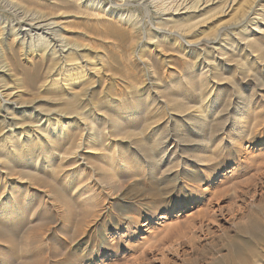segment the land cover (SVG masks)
I'll return each instance as SVG.
<instances>
[{
	"label": "rangeland",
	"instance_id": "374dc122",
	"mask_svg": "<svg viewBox=\"0 0 264 264\" xmlns=\"http://www.w3.org/2000/svg\"><path fill=\"white\" fill-rule=\"evenodd\" d=\"M13 1L21 2L22 9L11 6L9 1H4L0 4V19L2 21L7 22L9 26H17L21 22L19 15L21 10H26L29 13L40 11V14L43 13L42 15L54 18V21L65 28V35L70 37L68 42L83 47V51L80 52L81 58L85 61L88 59L86 62H90V60L91 62L89 65L87 64L89 68L87 67V74L82 76L83 78L74 76L70 82H64L57 78L54 80L48 73V68L52 65L50 60L45 61L44 57L36 56V54L27 56L24 49L12 37L11 39L14 41L11 39L7 41L11 49L10 51L8 49V57L10 59L13 56V60L9 61L15 66L12 70L13 80H6L13 87L21 89L22 94H20L18 104L24 103L26 106L23 113L16 115L17 119L15 117L12 121L17 123L15 127L17 131L47 125L46 118H51V122H54L51 124L53 128H56V122L59 125L66 122L68 125L66 126L67 131L57 134L54 139L49 141L53 154L51 159L46 149L48 147L42 142L30 145L24 143V146L16 145L10 149L0 148V246L11 247L14 243L13 248H22V244L25 247L24 245L29 246L31 243L32 247H36L35 245L39 243L40 245L37 247L42 244L50 250L51 254L48 256L52 262L59 261L58 259L69 253H79L81 248L87 247L81 244L85 243L90 236L79 238L80 241L77 239L70 241L71 239L66 235H60L61 223L64 221V224L67 225L70 214L77 216L83 222L82 219L87 211L90 212V215L94 212L98 214L101 211V208L99 210L95 206L101 200L99 194L96 193L93 200L86 198L88 194L83 191L85 183H123L126 190L131 189L133 183H175L174 177L176 178L177 173L181 172V168L177 167V173L172 174L173 181H170L167 179L168 176L162 174L160 177L161 172L151 169L146 164L136 162L133 159V154H136L137 151L143 153L148 148L152 149L155 134L158 135L161 142H167L168 138L179 141L182 149L185 146L182 143L185 138L191 135L194 138L199 134L196 131L197 119L194 118L198 111L197 106L194 107V105L201 99V92L205 93L207 90L200 84L198 76L205 77V74L209 73L210 75L212 72L221 77H227L229 73V80L224 81L226 82L224 85V95L226 96L223 100L225 106L221 108V112L229 115V118L231 117V126L239 116V113H235V111L237 112L238 105L241 106L244 102L243 95L257 93V96H254L256 101L253 102V110L240 121L246 125L249 120L252 123L259 120L258 124L263 128L264 61L253 68L246 67L244 70V62L251 56H248V51L240 49V46L225 49L226 55L223 58L220 57L226 62L223 64L224 61L216 60L214 62L212 59V56H218L214 54L212 45L194 47L186 46V43L190 41V43L196 44L202 39H213L217 35L218 28L243 21L244 15L246 14L245 18L248 17L251 10L256 8L255 10L259 9L256 11L258 15L250 16L248 19L250 22L244 26L248 30L261 27L262 32L254 33L252 38L259 44L257 51L254 49V54L263 55L264 0H236L235 10L229 17L224 19L219 17L216 20L208 19L203 23L193 24L196 28L193 27L191 32L185 35V40L179 39L175 35L174 22L169 23L166 20L168 17L165 16V11L172 0L163 2L160 0L153 2H150L152 0H142L143 2L137 0H96V2L104 4L105 10L112 11L113 9L114 13L134 15V19L127 24L120 20L119 22L115 16L109 13L86 9L80 4L83 0H59L66 1L65 3L60 2V4L58 0ZM194 21L198 22L199 20H192V22ZM134 25H137L136 28L133 27ZM156 28L165 31V39L160 38ZM240 29L242 28L237 27L234 31L239 32ZM2 37L0 33V42L4 41ZM223 38H225V34H223ZM227 39L231 42L230 37ZM208 63L212 66H209ZM222 64L228 66L226 70ZM202 66L206 68L205 72L201 71ZM95 67L98 72L93 71ZM247 70L250 71L247 72ZM191 105L193 106L191 107ZM182 107H190V109L185 112L181 109ZM1 109L2 105L0 104V113ZM131 109L133 114L126 115L125 113ZM90 111L93 117L100 118V121L96 122L94 132L91 126L87 125L91 123L90 120L82 118L77 120L76 118V116L79 118L81 115L82 117V114ZM9 114H11L10 111ZM9 114L7 117L12 118ZM182 121L184 124L180 123ZM230 122L224 128L225 130L230 129ZM252 123L248 127L249 132L253 129L255 131ZM2 124L6 125L8 129ZM239 125L238 123V127L233 128L240 130ZM233 128L231 127V132L223 136L224 140L222 137L219 138L215 146L212 147L213 151L211 152L215 155L211 154V157L220 166L209 182H189L187 178L178 182H193V184L195 182L194 186L205 194V198H214L210 209L204 215L200 210V204L193 205L189 201L191 197H185L187 208L172 210V207H168L161 210L151 220L150 229L145 231L147 228H144L135 238L126 236V231L119 227L118 222L107 227L106 232L103 231V237L109 242L114 238L123 237L118 244L121 254L125 256L120 264H264V146L259 147L256 142H247L243 143V146L236 144L237 146L234 147L232 142L236 138V133ZM8 130L7 121H3L0 117V139L6 134L8 135L6 133ZM69 135L72 140L68 143L69 145L60 141ZM21 137L25 138L26 136L23 134ZM60 143L61 145H59ZM122 146L128 147L125 159L121 153ZM239 146L244 150L242 154L244 165L240 168L238 163L232 162V159L231 163L226 164L221 155L224 152L232 154ZM178 154L182 158L188 155L183 150L181 152L178 150ZM251 154L256 157V162H248V155ZM4 155L3 160L1 158ZM179 156L175 159L178 160ZM37 162L42 164L38 171L34 170ZM124 162L126 165H122ZM29 171L37 172L36 176H32ZM1 173L6 177L4 180L1 178ZM225 175L233 176L228 180L229 182L221 183ZM120 184L119 186H121ZM73 185L81 187L80 199L63 205L59 202V197L61 195L69 197ZM223 188L225 190L222 193L221 189ZM116 194L118 195V192L114 194V198H117ZM198 197L196 195L194 199ZM114 198V206L118 207L119 201ZM75 212L77 213L75 214ZM143 221L141 219L140 223ZM90 232L93 233V228ZM42 235H44L45 241L42 239ZM97 235L94 232L92 236L97 237ZM11 239H13L12 244L9 245ZM87 249L90 252L94 251L91 246H88ZM52 262L51 264H53ZM102 262L103 259L98 258L93 263L85 264H102Z\"/></svg>",
	"mask_w": 264,
	"mask_h": 264
},
{
	"label": "bare ground",
	"instance_id": "6f19581e",
	"mask_svg": "<svg viewBox=\"0 0 264 264\" xmlns=\"http://www.w3.org/2000/svg\"><path fill=\"white\" fill-rule=\"evenodd\" d=\"M4 1H9L11 3V6L18 7L19 9L21 8L20 5H22V4H20L21 2L19 3V1H13V0H0V4L3 3ZM125 1H132V0H125ZM137 1H142V0H137ZM153 1H159V0H152L150 2H153ZM163 1H167V0H160V2H163ZM35 2H37V0ZM58 2L60 4V2L62 3L64 1L58 0ZM50 3H51V1H50ZM23 4H25V3H23ZM51 4H53V3H51ZM80 4L84 7H86V9L87 8L92 9L95 12L109 13L112 16H115V18H117L118 21L120 20L122 22H125L126 24L131 22L134 19V15H132V14L128 15V14H124L121 12L120 13H114V12H112L113 9H112V11L105 10L104 4L101 2H96V0L95 1L94 0H83V1H81ZM165 4H166V2L164 3V5ZM236 5H237L236 0H172L168 4L169 7H168L167 11H165L166 12L165 16L168 17V19H166V20L169 23L174 22L173 24H175V26H173V27H175V35L179 39L183 38L185 40V37H186L185 35H187L188 32H191L193 27H194V29L196 28L193 24L203 23L204 21H207L208 19H213V20L215 19L216 20L219 17H223L222 19L229 17L231 15V13L235 10ZM23 7H25V6H23ZM25 9H26V7H25ZM255 9L251 10L248 17H246V18H245V15H246L245 14L244 20L236 23L235 25H230L228 27L218 28L219 27V24H218L217 35L213 39H202L196 44L190 43V41H189L186 43L187 44L186 46L199 47V46H204V45L205 46L212 45V50H213L214 54L218 55V56L215 55V57L212 56V59L214 60V62H216V60H220L222 62L224 61V60H221L220 57L223 58L226 55V53H225L226 48L233 47V46H236L238 48L240 46V49L242 48L243 51L244 50L248 51V56L252 57V58L250 57V59H247L244 62L245 64L243 65V69L245 70L246 67H252L253 68V67L257 66V64H259L261 61H264V52L262 53L263 55L254 54L255 53L254 49L257 51L259 44L257 41H255L254 38H252V36L254 33H261L262 32L261 27H256V28L254 27L255 29L253 28L251 30H248V28L246 29V26H244L250 22V20H248L250 18V16L258 15V14H256V11L259 9H257V10H255ZM58 10H60V9H58ZM21 11L19 13L21 22L17 26H9L7 24V22L2 21L0 19V33L3 36L2 38L4 39V41L1 40L2 42H0V104L2 105V109H1L2 112L0 113V117L3 119V121H7V124L9 125V130H8V132H6V133H8V135L6 134V136L3 137V134H2L3 138L0 139V148H9L10 149L12 147L14 148L16 145L24 146L27 143H29V145H30V144H36V143L38 144V143L42 142L46 145V147H48L46 149L48 150L49 158L50 157L52 158L53 154H52V151L50 149L51 146H50L49 141L54 139L57 134H60V133L62 134L66 130V126L68 124H66V122L62 121L63 123H61L59 125L58 122H56V128H53L51 124H54V122H51V118H46L45 123H48L47 125L44 124V126H42V127H40V126L29 127V130L21 129L22 131H20V132L17 131V129L15 128L17 123L15 122L16 123L15 124L12 121L14 120L16 115L21 114V112L24 110V108L26 106L24 105V103L18 104V102H19L18 99H19V97H21L20 94H22L21 89L17 88V87H13L12 84L7 82V80H6V79H9V80L12 79V70H14L13 67L15 66V64L10 63V61H9L10 59L13 60V56L10 59L8 57V55H9V53H7L8 49H9V51L11 49H10V46H8L7 41H9L12 37L15 41H17L18 45L24 49L25 54L27 56H29L31 54H36V56L44 57L45 61L50 60V62H52V65L49 66L48 73H49V75H51L52 78H54V80H56L55 78H57L58 80H61L64 82H70L71 81L70 79L74 76H77L78 78H80V77L83 78L82 76H86V74H87L86 73L87 72L86 69L88 67L87 64L89 65L91 60H90V62H86L88 59H86V61H85L81 58L80 52H82L84 48L83 47L81 48V46L75 45L73 43H69L68 40L70 37L68 38L65 35V33H64L65 28L60 26L58 22L54 21V18H49L48 15L47 16L42 15L43 13L40 14V11L38 13L37 12L29 13L26 10L25 11L21 10ZM35 11H38V10H35ZM92 17H94V16H92ZM194 19L199 20V21L198 22L194 21L195 22L194 23V22H192V20H194ZM219 22H221V21L219 20ZM223 22L225 23V20ZM221 25H223V24H221ZM262 25H264V24H262ZM135 26H137V25H134L133 27H135ZM216 26H217V24H216ZM237 27H240L242 29H240V31L238 30L239 32H235L234 30ZM155 30L157 32H159L158 34H160V36H161L160 38L165 37L164 34L166 35V33H165V31L161 30V28L160 29L156 28ZM223 34H225V38H223ZM229 37L231 39V42L228 39L226 40V38H229ZM13 39H11V40H13ZM84 53H85V51H84ZM94 64H95V62H94ZM223 64H226V62L224 61ZM223 64H222V67L226 70V68L228 66L223 65ZM208 65L212 66V65H210V63H208ZM217 65H219V64L217 63ZM227 65H228V63H227ZM90 68H92V67L90 66ZM204 69H206V68L203 67L201 69V71H204ZM94 70H96V67H95V69H93V71ZM105 70H107V69H105ZM109 70H111V69H109ZM249 71L250 70H247V72H249ZM95 72H98V71L96 70ZM106 72H108V71H106ZM208 72H210V71H208ZM26 74H28V73H26ZM32 74H33V72H32ZM198 78H199L200 84H202V86L206 87V90H207V91H205V93L201 92V99L199 101H197L194 105V107L197 106L196 108L198 111V114L194 118L197 119L196 120L197 126L196 125L195 126L197 127L196 131L199 134H197L194 138H193V135L185 138L184 142H182L185 144V146L182 145L183 149H182L181 145L178 143L179 141H175L174 139L169 140V138H168V140L166 139L167 142L166 141L161 142V139H159L158 135L155 134L154 135L155 140H154V145H153L154 147H152V149L148 148L145 151H143V153H140L139 151H137L136 154L132 153L134 156L133 159L136 162L146 164L151 169H154L155 171H158L159 173L161 172L160 177L163 174L165 176H168L167 179L170 181H173L172 174L177 173V167L181 168V172L177 173L176 178L174 177L175 183H133L131 189H128V190L125 189L126 187H124L123 183L122 184H120V183H87L86 184L85 183V185L83 183V185H84L83 191L85 194L86 193L88 194V195H86V198L92 199L96 193L99 194V199H101V200L99 203L97 202V204L95 206H96V209H97V207H98V209L101 208V211L98 214H95V212H94L93 213L94 215L93 214L90 215L89 214L90 212L86 210L87 212L85 213V215L82 219L83 222L81 220H79L77 218V216L75 217V215L70 214V217H69L70 219H69V221L67 220V222H68L67 225L64 224L65 223L64 221L61 223L62 229H61L60 235H62V234L66 235V237H69L71 239L70 241H72V240L76 241V239L78 240L79 238H85L86 236L90 235V236H88L89 238L85 241V243L83 242L81 245H83L84 247L85 246L93 247L94 248L93 252H90L87 249V247H85V248H81L82 250H79V253H77V252L69 253L63 258H60V259L57 258L59 261L52 262L48 256L49 254H51V252L49 249L45 248L44 245L41 244L40 247H37V245H40L38 243L37 245L34 244L36 247H34V246L32 247L31 246L32 244L30 243L31 245L30 244H29V246L24 245L25 247H23V244L21 241L22 248H20V247L13 248L12 246L14 245V243H13V245H11L12 240H13V239H11V243L9 244V245H11V247L6 246V245L0 246V264H51V262L53 264H85V263H93V261L97 260L98 258L103 259L102 264H120V262L122 263V261H123L122 259H124L125 256H123L121 254V251H120L118 244L122 241L123 237L114 238L113 240H111L109 242L108 240H106L103 237V234H104L103 231H105L107 229V227H110L113 224H115L116 222H118L119 227L123 228V230L126 231V234H125L126 236L129 235V237L133 236L135 238V237H137V234L140 231H143L144 228H147V230H145V231H148L150 229L149 227L151 225V220L161 210L167 209L168 207H172L171 208L172 210H174V209L182 210L183 208H187L188 206H186L187 202H186L185 197H191V198H189V201L193 205L194 204H197V205L200 204L201 205V206H199V207H201L200 210H201V212H203V215H204L210 209V206L213 203L212 201L214 198L213 197H211L209 199L205 198V194H203L197 187L194 186L195 182H194V184H193V182L192 183H188V182L187 183H178V182H182L184 178H187L189 180V182L190 181H206V182H209V180L213 177L216 170L218 169V166H220L219 163H216V161L214 162L215 159L213 157H211V154H212L211 151H213L212 147L215 146V143L219 138L222 137V139L224 140L223 136L225 134H227L228 132H231V130H232L231 127L232 128L238 127L237 124L238 123L240 124L239 125L240 130H236L233 128L235 133H236V138H237V139L235 138V140L232 142V145L234 147L236 144L243 146V143L245 144L247 142H249V143H255L256 142L257 143L256 145H258L260 147V146H264V136H263L264 126L262 128V126H260V124H258V123H260L259 120H256V122H254V123L250 122V120H249L250 118L248 119L249 122L246 123V125H245V123L242 124V122L240 121L241 119L243 120L244 117H247L250 114V111L253 110L252 109V108H254L253 102L256 101L254 96H257L256 95L257 93L256 94L247 93V94L243 95L242 98L244 99V102L241 104V106L238 105V108L236 107L237 112L235 111V113H239L238 114L239 116L236 117V115H235V117L237 119L235 120L234 124H232V126H231V122H230L231 117L229 118V115L222 114L223 112H221V110H222L221 108H224V106H225V103L223 100L226 96V95H224V90H225L224 85L226 84V82H224V81L229 80V78H230L229 73L227 74V77H221L220 75L211 72L210 75L208 73V74H205V77L198 76ZM78 84H80V83H78ZM72 92H74V91H72ZM84 92H85V90H84ZM240 95L242 96V94H240ZM185 102H187V101H185ZM192 106L193 105H191V107ZM229 107L231 108V106H229ZM94 109H96V108H94ZM132 109H131V111L126 112L125 114L126 115L133 114ZM181 109L186 112L187 110L190 109V107H185V108L182 107ZM9 111L11 114H9ZM91 111L89 113L82 114V117H81V115L79 118L76 116V118H77V120H81V118L83 120H88V121L90 120L91 123H89L87 125H90L92 128V131L94 132L96 129V122L100 121V118H98V116L93 117L91 114ZM226 112H227V110H226ZM194 113H193V115H194ZM8 114L10 116H12V118L7 117ZM257 114H259V113H257ZM17 117H16V119H17ZM190 117H192V116H190ZM218 117H220V119H218ZM252 119H254V118H252ZM183 121H184V119H183ZM183 121L180 123L184 124ZM229 122H230V125H229L230 129L227 128L225 130L224 128L229 124ZM251 123H252V125H254L255 131H253L254 129L252 128L253 130L251 132H249L248 127ZM257 124L260 127H257L258 126ZM2 125H4V124H2ZM4 126H5V128H7L6 125H4ZM22 128H24V127H22ZM18 129H19V127H18ZM193 130H194V128H193ZM220 130H221V132H218ZM23 134H25V136H26L25 138L21 137ZM60 141L66 142V144H68L72 141L71 136L69 135L66 138H62ZM57 142L59 143V141H57ZM136 143L138 144L139 142H136ZM59 145H61V143ZM145 147H147V146H145ZM218 147H219V144H218ZM218 147H216V149ZM62 148H64V147H62ZM178 150H179V152H181L183 150L188 155L186 157L182 158V156H179ZM230 151H232V150H230ZM243 152H244V150L242 149L241 146H239V148L236 147V149L233 151L232 154L230 152H224V154H222L221 156H222V158L226 164L231 163V159H232V162L235 161L236 164L238 163V167H240V166L244 165V162L242 159L243 158V156H242ZM121 153H122V156L124 155L123 159H125V157L128 154V147L122 146L121 147ZM245 153H247V152L245 151ZM220 154H221V152H220ZM252 154L248 155L249 156L248 162L253 163V162H256V159H255L256 157H253ZM177 156H179L178 160H176ZM250 156H252V157H250ZM4 157H5V155L2 156L1 159H3ZM182 159L184 160V162ZM246 161H247V159H246ZM260 164H261V162H260ZM122 165H126V162H124ZM41 166H42V164L40 162H37V164H35L34 170L38 171L41 168ZM245 166L248 167L247 165H245ZM56 170H58V169H56ZM29 173H32V176L37 174V172H30V171H29ZM54 175H56V174H54ZM232 176L233 175L227 177L225 175L223 177L224 179L222 180L221 183H225L229 179H232ZM1 178H2V180H4L6 178V177H4L3 173H1ZM63 180H65V179H63ZM160 180H161V178H160ZM165 182H167V181H165ZM119 184L121 186H119ZM221 185H223V184H221ZM221 190H222L221 192L223 193V191L225 189L223 188ZM81 191L82 190H81L80 186L73 185L71 187L70 196L68 197L65 195H61V197H59V202L62 203L63 205L71 204L74 200L80 199V192ZM116 192H118V195L116 194L117 198H114V196H115L114 194ZM196 195H198L199 197L194 199V196H196ZM113 198L117 199V201H119L118 207L114 206ZM95 199H94V201H95ZM77 204H79V203H77ZM57 206H59V204H57ZM83 207H84V205H83ZM93 208L95 210V207H93ZM65 209H67V208H65ZM74 209H75V207H74ZM76 213L77 212H75V214ZM65 214L67 215V213H65ZM141 219L144 220L143 223H140ZM61 220H63V219H61ZM64 227H65V229H64ZM92 228H93V233L95 232L98 234L97 237L92 236L93 233L90 232L92 230ZM0 233H1V231H0ZM5 233H7V232H5ZM89 233H92V234H89ZM43 236L44 235H42V239L44 240L45 238ZM9 237H11V236H9ZM4 238L7 239L6 237H4ZM28 238H29V235H28ZM1 239H3L2 236H1ZM67 240H68V238H67ZM80 240H78V241H80ZM5 241H7V240H5ZM8 241H10V240H8ZM25 241L26 240H24V242ZM40 241H41V239H40ZM25 243H27V242H25ZM16 246H18V245H16Z\"/></svg>",
	"mask_w": 264,
	"mask_h": 264
}]
</instances>
